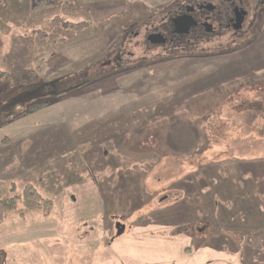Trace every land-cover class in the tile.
Listing matches in <instances>:
<instances>
[{
  "label": "rangeland",
  "instance_id": "374dc122",
  "mask_svg": "<svg viewBox=\"0 0 264 264\" xmlns=\"http://www.w3.org/2000/svg\"><path fill=\"white\" fill-rule=\"evenodd\" d=\"M169 1L0 0V112L51 105L0 127V196L51 202L0 225V264H264V15L236 44L141 46Z\"/></svg>",
  "mask_w": 264,
  "mask_h": 264
},
{
  "label": "flooded vegetation",
  "instance_id": "af4514ba",
  "mask_svg": "<svg viewBox=\"0 0 264 264\" xmlns=\"http://www.w3.org/2000/svg\"><path fill=\"white\" fill-rule=\"evenodd\" d=\"M156 15L155 24H144L141 34H132L141 38V46L161 47L168 52L226 46L252 34L264 15V0H170ZM158 34L163 36L162 43L151 44L149 37Z\"/></svg>",
  "mask_w": 264,
  "mask_h": 264
},
{
  "label": "trees",
  "instance_id": "16d2710c",
  "mask_svg": "<svg viewBox=\"0 0 264 264\" xmlns=\"http://www.w3.org/2000/svg\"><path fill=\"white\" fill-rule=\"evenodd\" d=\"M65 0H31V12L38 13L41 11L50 10L56 8L61 2ZM87 27V24H77V28ZM41 33V32H40ZM40 36L44 37L41 33ZM34 69L25 68L23 70L25 79H29ZM7 76L5 72L0 71V77ZM7 79V78H6ZM48 82L40 84L38 90H43L48 86ZM41 98L39 96L37 99ZM50 104V100L41 99L32 101L25 106L18 107L0 112V127L5 126L11 121L21 119L34 112L46 108ZM10 195L0 196V225L9 216H16L20 219H24L26 215L30 213H41L43 216H48L51 211V202L43 198L38 191L30 184L26 185L20 193H16L14 187L10 190Z\"/></svg>",
  "mask_w": 264,
  "mask_h": 264
},
{
  "label": "crops",
  "instance_id": "0c3cea01",
  "mask_svg": "<svg viewBox=\"0 0 264 264\" xmlns=\"http://www.w3.org/2000/svg\"><path fill=\"white\" fill-rule=\"evenodd\" d=\"M66 1V0H65ZM51 10V9H50ZM53 10H54V8H53ZM53 10H51V11H53ZM48 10H46L45 12H47ZM44 11H41V12H38V13H34V12H31V13H33L34 15H37V14H39V13H45ZM24 25V24H23ZM20 27H22V25H18V27L17 28H14V31L20 36V37H24L25 39H27L28 38V35L29 36H33V37H37V32H38V28L39 27H36V26H32V27H30V29L28 30V31H31V32H29V34L28 35H25V34H22L21 32H20ZM24 29V28H23ZM24 48H26V47H24ZM24 48H22L21 50H20V54H17V56L16 57H18L19 59H22L23 60V58L25 59V60H29V62H33V61H39L40 63L41 62H45L46 61V59H48V58H50V59H53L54 58V54H56V52L55 51H53V50H50V51H48L46 48H43V54L42 55H39V53H40V51H38L37 49L36 50H34V52L31 54V55H25L24 56V52H22V51H24L23 49ZM26 50H28V49H26ZM48 52V53H47ZM40 56V57H39ZM19 59H17V60H19ZM38 62V63H39ZM33 63H37V62H33ZM39 63V64H40ZM232 63H230V65L228 66V67H225V68H222V70H226V71H228L229 69H232ZM27 66H29V65H27ZM247 66L248 67H250V65H248L247 64ZM259 67L260 68H262V67H264V65H262L261 63L259 64ZM51 107V105L49 106V107H47V108H45V109H42V110H40V111H46V109H49ZM40 111H37V112H34L33 114H39V112ZM32 115V114H31Z\"/></svg>",
  "mask_w": 264,
  "mask_h": 264
},
{
  "label": "water",
  "instance_id": "95a60500",
  "mask_svg": "<svg viewBox=\"0 0 264 264\" xmlns=\"http://www.w3.org/2000/svg\"><path fill=\"white\" fill-rule=\"evenodd\" d=\"M175 21L176 20H174V22ZM149 41H150L151 44H156V45L157 44H161L162 41H163V36L160 35V34H158V35H151L149 37ZM116 229H117V235H120L123 232V230H124L123 226H121L119 224L116 226Z\"/></svg>",
  "mask_w": 264,
  "mask_h": 264
}]
</instances>
